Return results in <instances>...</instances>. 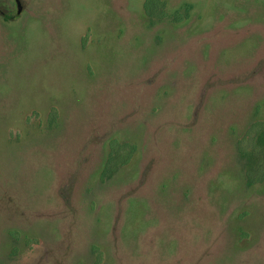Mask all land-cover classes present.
Segmentation results:
<instances>
[{
    "label": "rangeland",
    "instance_id": "obj_1",
    "mask_svg": "<svg viewBox=\"0 0 264 264\" xmlns=\"http://www.w3.org/2000/svg\"><path fill=\"white\" fill-rule=\"evenodd\" d=\"M19 1L0 264H264V0Z\"/></svg>",
    "mask_w": 264,
    "mask_h": 264
},
{
    "label": "trees",
    "instance_id": "obj_2",
    "mask_svg": "<svg viewBox=\"0 0 264 264\" xmlns=\"http://www.w3.org/2000/svg\"><path fill=\"white\" fill-rule=\"evenodd\" d=\"M161 5L162 3L159 0H145L143 4V8H144L145 13H147V15H151L155 17H164L166 16V13L162 9ZM117 157H119V155H117ZM129 157H130V154H128L127 157L122 162L125 163ZM111 159L112 158H109L107 160L104 170L102 172L103 175L110 170Z\"/></svg>",
    "mask_w": 264,
    "mask_h": 264
},
{
    "label": "flooded vegetation",
    "instance_id": "obj_3",
    "mask_svg": "<svg viewBox=\"0 0 264 264\" xmlns=\"http://www.w3.org/2000/svg\"><path fill=\"white\" fill-rule=\"evenodd\" d=\"M16 5H17V4H16ZM1 16H2L5 20L10 19V18H14V16L7 15V14H2V13H1Z\"/></svg>",
    "mask_w": 264,
    "mask_h": 264
},
{
    "label": "water",
    "instance_id": "obj_4",
    "mask_svg": "<svg viewBox=\"0 0 264 264\" xmlns=\"http://www.w3.org/2000/svg\"><path fill=\"white\" fill-rule=\"evenodd\" d=\"M16 4H17V10L20 11L21 8V4L19 0H15Z\"/></svg>",
    "mask_w": 264,
    "mask_h": 264
}]
</instances>
